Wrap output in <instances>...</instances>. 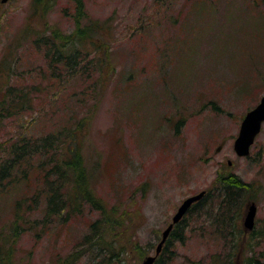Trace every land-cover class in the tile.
<instances>
[{
    "label": "rangeland",
    "instance_id": "1",
    "mask_svg": "<svg viewBox=\"0 0 264 264\" xmlns=\"http://www.w3.org/2000/svg\"><path fill=\"white\" fill-rule=\"evenodd\" d=\"M54 1L45 20L69 34L75 28L73 1ZM83 1L92 20L108 19L113 29L114 70L100 96L91 87L100 73L84 60V73H68L62 66L55 73L63 77H45L48 61L42 51L27 37L19 40L25 23L35 18L29 17L33 0H0V58L9 46L18 48L10 58L12 84L44 88L34 93L31 112L0 125V143L61 132L85 117L91 186L105 205L140 214L125 235L134 230L143 258L153 255L181 202L204 191L203 198L212 195L211 200L184 215L181 239L166 246L161 264H247L250 259L264 264V123L247 156L233 149L244 115L264 94V0ZM34 24L40 27L39 20ZM83 57H97L96 65L103 58L92 51ZM29 163L34 170L27 182L15 173L18 180L0 188L1 235L15 219L16 201L42 190L40 158ZM228 173L245 186L239 199L244 194L245 204H256L252 233L246 236L240 228L245 205L237 199L226 211L220 206L217 180ZM37 205L24 220L43 219V199ZM99 217L86 205L81 214L56 218L46 227L30 229L23 221L14 263L56 264L58 257L81 248L77 245ZM126 252L125 264H141L131 245ZM90 256L77 264H90Z\"/></svg>",
    "mask_w": 264,
    "mask_h": 264
},
{
    "label": "trees",
    "instance_id": "2",
    "mask_svg": "<svg viewBox=\"0 0 264 264\" xmlns=\"http://www.w3.org/2000/svg\"><path fill=\"white\" fill-rule=\"evenodd\" d=\"M72 1L75 10L73 16L75 28L71 33L63 34L58 28L47 24L45 16L53 7L54 0H33V8L29 17L35 18L31 22L28 20L25 23L19 40L24 41L27 37L33 46L35 45L42 51L48 61V72L44 75L45 77L48 74L49 78L63 77L58 75L60 72L55 73L56 70L61 71L62 66L68 73L75 71L84 73L80 67L83 60L92 65V69L100 75L91 87L93 93L101 95L107 83L110 82L111 73L114 70V58L110 55L112 42L109 40L113 32L112 24L108 19L105 21L92 20L85 11L83 0ZM36 20H39V26L43 27V30L40 27H34ZM17 49L9 46L0 58V125L19 115L31 112L37 98L34 93L39 94L44 89L41 84L36 87L12 84L11 71L9 70H11L13 60L10 58L15 53L14 50ZM91 51L95 54L102 53L103 58L99 65L94 64L97 57L89 58L88 61L83 57H89ZM90 77L91 75L87 76V78ZM86 120L88 119L85 117L75 118L70 127L61 132H48L37 138H11L4 142L8 144L6 147L3 146L4 143H0V152L2 153L0 157V188H4L7 183L17 179L18 176H13L15 173L20 175L21 182H27L34 170V165L29 163L32 159L40 158L39 166L36 169H42L40 172L37 170L42 181L40 194H34L29 199H18L15 203V219L12 225L7 227V232L5 231L4 235L0 233V264H15L14 248L24 232L23 221L30 229H36L39 226L46 227L56 218L67 221L74 215L81 214L86 205L99 212L100 217L90 225V233L77 245L81 248L78 250L76 248L62 260L58 257L56 264H77L87 255H91L90 264H125L124 258L129 245H131V250L136 251L138 257L143 258L145 255L143 249L138 247L137 239L133 237L134 230L131 235H125L129 229L135 227L134 223L139 219L140 214L136 213L132 216L126 209L118 211V207L115 205H105L91 186L92 174L87 167L83 149L85 130L87 129ZM44 170L45 173H43ZM243 186V183L230 173L217 180L216 189L219 187L224 203L220 206H225V211L239 199L237 194L245 190V186ZM211 196L202 198L187 213H192L207 205ZM42 199L44 201L43 219L24 220L23 217L26 218L27 213L34 211ZM179 225L174 227L162 252L153 264H161L163 261L161 255L163 252H167L166 246L173 241L172 239H181ZM35 235L39 238L38 233ZM247 264H258V262L250 259Z\"/></svg>",
    "mask_w": 264,
    "mask_h": 264
},
{
    "label": "water",
    "instance_id": "3",
    "mask_svg": "<svg viewBox=\"0 0 264 264\" xmlns=\"http://www.w3.org/2000/svg\"><path fill=\"white\" fill-rule=\"evenodd\" d=\"M5 1V0H3ZM264 123V94L260 98L258 104L251 110L246 112L244 115L237 138L234 141L233 149L237 156L244 157L250 152V147L253 145L256 137L261 131L262 124ZM204 196V191H201L195 195H192L182 201L178 207L176 213L172 217V221L169 226L162 232V238L156 248V255L160 252L165 239L167 238L173 224L177 223L185 213L188 211L190 206L195 202L199 201ZM256 215V207L254 203H251L246 212L244 218V226L247 229H251L254 223V218ZM155 256L146 257L141 264H153Z\"/></svg>",
    "mask_w": 264,
    "mask_h": 264
},
{
    "label": "flooded vegetation",
    "instance_id": "4",
    "mask_svg": "<svg viewBox=\"0 0 264 264\" xmlns=\"http://www.w3.org/2000/svg\"><path fill=\"white\" fill-rule=\"evenodd\" d=\"M231 174V173H230ZM233 175V174H232ZM234 176V175H233ZM237 196H239L238 194H237ZM240 197V196H239ZM241 203H240V205H242L243 206V208H244V205H245V208H246V211H245V213H244V216H242L241 215V223H240V228H241V230H243V232H244V234H245V236L247 235V234H249V233H252V228H253V226H252V228L251 229H247L245 226H244V218H245V216H246V212H247V210H248V207L250 206V204L251 203H254L253 201H248L246 204H245V202H244V194L242 195V198H241V201H240ZM254 205H255V207H256V204L254 203ZM175 214V213H174ZM174 216V215H173ZM172 216V217H173ZM172 217H171V221H172ZM184 217V216H183ZM182 217V218H183ZM182 220V219H181ZM181 220H179L177 223H175V224H173V226H172V229L170 230V232H169V234H168V236H167V238L165 239V242L163 243V245H162V247H161V249L163 250V248H164V246H165V244H166V242H167V240L169 239V237H170V235H171V233H172V231H173V229H174V227L175 226H177L180 222H181ZM171 222H169L168 223V225H167V227L169 226V224H170ZM254 223H255V220H254ZM254 223H253V225H254ZM166 227V228H167ZM165 228V229H166ZM164 229V230H165ZM163 232V231H162ZM162 232H161V237H160V239L158 240V242H160V240H161V238H162ZM157 242V243H158ZM155 250H156V246H155V248H154V252H155ZM162 252V251H161ZM161 252H159V254L158 255H160V253ZM157 255V256H158ZM157 258V257H156ZM155 258V259H156ZM155 261V260H154ZM154 263V262H153Z\"/></svg>",
    "mask_w": 264,
    "mask_h": 264
}]
</instances>
